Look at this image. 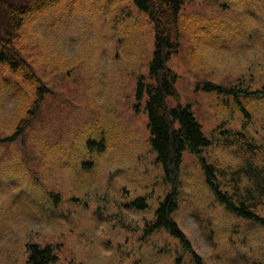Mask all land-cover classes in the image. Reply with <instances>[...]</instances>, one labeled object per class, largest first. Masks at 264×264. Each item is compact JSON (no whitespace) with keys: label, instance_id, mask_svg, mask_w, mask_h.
Listing matches in <instances>:
<instances>
[{"label":"rangeland","instance_id":"1","mask_svg":"<svg viewBox=\"0 0 264 264\" xmlns=\"http://www.w3.org/2000/svg\"><path fill=\"white\" fill-rule=\"evenodd\" d=\"M29 1L0 0V22ZM179 21L180 48L168 61L178 98L166 102L191 105L211 141L182 154L172 217L191 247L150 230L171 190L137 97L153 22L135 0H58L17 34L41 82L28 85L0 63V264H28L29 244L52 245V264H200L196 255L203 264H264V224L220 202L200 160L264 166V95L240 90L264 88V0H182ZM206 81L238 95L199 88ZM239 132L258 149L237 141Z\"/></svg>","mask_w":264,"mask_h":264},{"label":"trees","instance_id":"2","mask_svg":"<svg viewBox=\"0 0 264 264\" xmlns=\"http://www.w3.org/2000/svg\"><path fill=\"white\" fill-rule=\"evenodd\" d=\"M57 1L31 0L24 4L12 5L6 12L4 23L0 22V63L32 85L39 84L41 78L23 50L18 47L17 34L32 14L43 11ZM135 3L154 25V48L149 78L140 79L137 97L139 100H145L150 144L156 152V162L163 167L164 181L171 186V190L156 210V218L150 230L166 228L180 238L186 247H191L185 233L172 217L178 207L182 154L185 150L198 154L201 148L208 146L211 141L204 135L202 125L191 105L177 104L170 107L166 102L169 96L178 98L175 84L178 74L168 66V61L180 48L179 15L182 0H135ZM199 88L238 95V87H227L210 81L204 82ZM240 90L247 94L264 95V88L255 91ZM43 91L42 84L35 95L36 102L39 98L42 99ZM141 105L140 102L138 110ZM234 136L250 151H255L258 147L242 133H235ZM200 160L207 184L218 200L237 214L264 224V217L258 213V209L264 204V166L248 159L236 168L221 170L214 164H208L203 157ZM216 170H220V174L227 179V191L221 189ZM139 201L144 202V199L140 198ZM28 249V264H52L57 260L52 245L42 247L29 244ZM196 257L198 262L203 264L201 258L198 255Z\"/></svg>","mask_w":264,"mask_h":264}]
</instances>
